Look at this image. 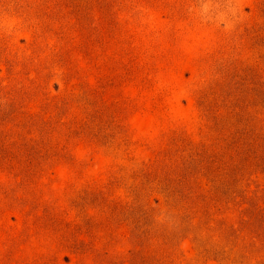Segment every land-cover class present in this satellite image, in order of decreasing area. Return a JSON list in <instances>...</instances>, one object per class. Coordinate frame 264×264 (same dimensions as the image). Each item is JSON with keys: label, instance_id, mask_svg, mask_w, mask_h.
Here are the masks:
<instances>
[{"label": "rangeland", "instance_id": "374dc122", "mask_svg": "<svg viewBox=\"0 0 264 264\" xmlns=\"http://www.w3.org/2000/svg\"><path fill=\"white\" fill-rule=\"evenodd\" d=\"M0 264H264V0H0Z\"/></svg>", "mask_w": 264, "mask_h": 264}]
</instances>
